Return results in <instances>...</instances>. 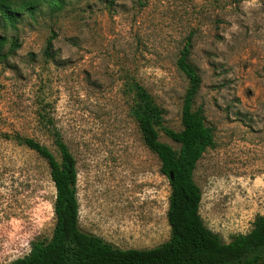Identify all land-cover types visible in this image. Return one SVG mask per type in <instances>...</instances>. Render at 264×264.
I'll use <instances>...</instances> for the list:
<instances>
[{
  "label": "rangeland",
  "instance_id": "1",
  "mask_svg": "<svg viewBox=\"0 0 264 264\" xmlns=\"http://www.w3.org/2000/svg\"><path fill=\"white\" fill-rule=\"evenodd\" d=\"M189 35L193 108L213 132L193 171L199 214L226 242L264 214V0H40L0 16V264L52 234L48 164L15 136L60 159L53 129L75 160L83 231L123 249L168 239L170 187L130 115L131 84L180 130ZM159 140L178 148L162 129Z\"/></svg>",
  "mask_w": 264,
  "mask_h": 264
},
{
  "label": "trees",
  "instance_id": "2",
  "mask_svg": "<svg viewBox=\"0 0 264 264\" xmlns=\"http://www.w3.org/2000/svg\"><path fill=\"white\" fill-rule=\"evenodd\" d=\"M39 1L21 0L16 8L13 0H0V16L15 19L20 12H33ZM190 48L189 35L176 60L178 70L188 83L182 101L180 130L163 127L162 109L142 85L131 84L134 103L130 115L144 144L157 156L159 170L167 177L170 187L166 211L168 239L151 248L123 249L83 231L78 223L75 160L59 131L53 129V142L60 159L38 141L15 136L20 144L48 164L55 189V222L49 239L33 241L27 254L7 264H264V214L254 217L248 232L234 234L227 242L210 230L199 214L201 192L193 180V171L205 149L213 145V132L205 124L202 108H193L200 77L188 61ZM159 129L178 148L160 141Z\"/></svg>",
  "mask_w": 264,
  "mask_h": 264
}]
</instances>
